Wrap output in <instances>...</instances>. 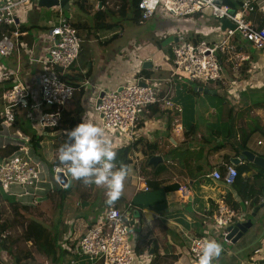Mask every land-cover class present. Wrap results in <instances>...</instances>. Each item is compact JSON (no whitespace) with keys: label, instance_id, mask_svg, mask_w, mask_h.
I'll list each match as a JSON object with an SVG mask.
<instances>
[{"label":"crops","instance_id":"crops-1","mask_svg":"<svg viewBox=\"0 0 264 264\" xmlns=\"http://www.w3.org/2000/svg\"><path fill=\"white\" fill-rule=\"evenodd\" d=\"M228 1L235 4V8L231 9L238 12L245 0ZM130 3L131 1L128 0L127 9L123 16H120L124 17L127 12H131L132 23H135ZM120 5L121 0H87L84 3L73 1L69 2L68 10L63 11L56 7L39 9L37 1H34L30 5L17 8L15 15L18 32L20 28L24 30L23 33L19 32L17 37L9 35L14 48L8 57L0 59V69L11 73L17 72L19 78L31 91L32 98L27 100L29 107L24 110V115L30 128L41 139L38 143V151L34 149L36 154L30 157L38 163L36 165L40 172L44 170V165H51L55 160L52 150L54 135L35 130L32 121L26 118V112L35 111L34 113L38 114V111L47 110L39 102V80L43 75L54 72L44 59L51 47L50 28L61 18L69 20L72 25H81L75 29L82 42H87L90 47L92 70L91 77L82 87L81 122L100 126L99 116L94 111L97 95L101 91H112L120 86L135 83L141 78L150 79L149 85L156 95L165 96L180 108V111H177L161 105H153L139 115L134 128L136 150H133L129 156L132 160L133 156L138 155L139 163L131 164V171L124 182L121 196L113 206L119 211L123 210L124 215L131 217L129 234L133 237L135 246L138 241L145 246L143 253L148 258V264L155 256L160 264H194L189 258L190 240L204 236L208 232L214 233L215 227L208 211L221 194H230L239 209L247 212V219H250V214L255 208L248 209V205L241 200L233 185L223 186L213 180L211 174L214 171L223 174L228 165L248 166L257 173L250 166V164L255 165L246 160H241L237 165L231 162L239 159L245 151L264 159V50L257 51L239 37L231 39L226 51L218 54L223 69L222 80L208 86L202 85L201 88L207 89V93L202 91L196 92L200 94H193L192 89H185V79L171 77L172 47L175 41L172 40L164 46L162 44L169 37L177 39V36H183L191 43L205 41L216 44L222 39L219 33L222 30L221 22L213 18L208 10L182 19H171L158 13L152 20L142 25L138 20L137 24L135 23L138 26H146L150 22L154 25L155 41L153 42L159 47L157 61H154L149 52L156 51L155 48L145 49V44L143 48L134 39L124 41L122 32L101 36L106 31H113L114 25L109 24L107 19L109 16H114L112 12H115ZM78 10L82 14H79ZM34 11L37 12L35 16ZM46 11H49V26L43 27L41 18ZM98 12L103 17L100 18L101 22L97 19ZM247 20L261 27L264 24V15L255 7L247 16ZM98 23H102L105 28L99 31ZM86 35H90V38L88 39ZM170 46L171 48L166 51ZM147 59H150L151 66L144 69L143 65ZM86 71V69L81 71L80 67L76 66V70L70 72L69 69L66 73L84 74ZM143 71H147L149 76L146 77ZM5 87L10 89L11 82L0 86V88ZM197 87L195 86L194 89ZM0 102L4 109L5 102L2 100ZM256 102L261 106H257ZM222 104H226L232 112L228 123H231L228 131L230 135L227 138L223 134H214L216 129L221 130L227 124L219 118L222 116ZM71 108L72 100L67 103L64 110ZM193 124L197 126L196 133H190L188 130ZM24 128L28 129L26 125ZM7 130L11 137L16 136L15 139L21 138L29 143L31 135L29 130L26 131L27 135L13 127ZM105 138L114 151L129 145H126L123 137L115 131H105ZM11 141L15 143L14 140ZM258 141H262V145H257ZM8 143L10 140L3 137L0 140V149L10 145ZM153 144L156 145V149L149 158L145 151L148 152L149 145ZM39 151H43V155ZM153 157H161L162 161L157 160L155 165H149ZM138 176L148 177L147 192L138 189ZM68 178V185L75 183L76 180L70 174ZM88 187L91 206L81 203L75 196L71 198V203H65L59 211V213L65 212L66 224L69 227L63 235L64 241L61 243L64 244L63 248L76 243L78 241H75L76 238H81L95 226L105 210L99 205L102 202L105 204L108 200L106 187L94 184ZM11 188L13 190L6 192L7 196L21 206L34 207L36 201L41 200L34 196L33 192L24 194L19 187ZM182 188H187V197L183 198ZM149 193L158 196L145 198L144 204L137 199L141 194ZM59 216L61 218V214ZM252 222V229L248 230L236 244L222 245L221 256L214 264H249L250 261L264 264V250L260 256L251 257V252L259 244L260 237L262 235L264 237V206ZM255 226H257L255 233L249 235ZM243 239L246 241L241 245ZM67 251L74 254L69 249ZM7 256L0 251V264H13V261H6Z\"/></svg>","mask_w":264,"mask_h":264},{"label":"built area","instance_id":"built-area-1","mask_svg":"<svg viewBox=\"0 0 264 264\" xmlns=\"http://www.w3.org/2000/svg\"><path fill=\"white\" fill-rule=\"evenodd\" d=\"M34 1L38 0H0V28H12L11 36L17 37L19 32L15 11ZM73 1L84 3L87 0H69V2ZM255 7L264 15V0H245L238 12L233 11L222 0H139L137 3L140 25L153 19L158 13L171 19H182L208 10L216 20L220 22L228 20L235 26L234 30L228 28L220 30L222 39L216 44H209L205 41L191 43L185 37L177 36V41L172 47L171 77L175 76L201 85L222 80L223 69L218 54L226 51L231 39L239 37L257 51L264 50V24L258 27L247 20V16L253 12ZM86 37L89 39L90 35ZM49 38L51 47L44 61L54 69V72L43 75L39 80V102L47 110L38 111V114H35V111L26 112V118L32 121V126L37 131H48L59 125L61 110L71 101L75 89L62 83L55 75V69L67 72L73 67L82 42L77 30L65 18H61L51 26ZM13 46L11 37L2 33L0 59L8 57L13 51ZM9 81L11 82L10 89L1 96V100L5 102L0 114L2 130L14 124L16 113L19 110H27L29 107L27 100L32 98L31 91L19 78L17 72L11 73L0 69V86ZM149 81L150 79L141 78L135 83L120 86L112 91H101L96 97L94 111L99 116L100 127L105 131L117 132L124 138L126 145L127 143L133 144L134 128L139 115L149 106L161 105L164 108L180 111V108L165 96L156 95ZM140 83H144L145 86ZM257 145H262V142L258 141ZM17 153L0 163V188L7 191L13 186H18L28 192V189H32L39 179V172L35 162L33 165L27 156L19 157ZM137 156H133L134 164L139 163ZM51 170L53 174L62 173L69 180L67 169L63 165L52 166ZM236 176L237 171L232 165L226 166L223 174L218 171L211 174V178L223 186L234 185ZM147 178V176L137 177L139 190L145 192L149 190L146 184ZM181 192L183 198L188 196L187 188H182ZM246 217L243 210L231 209L221 199L211 215L216 240L220 243H229L227 228L244 222ZM130 220L131 217L121 214L114 206L105 208L95 226L90 228L76 243L68 245L66 249L78 256L88 257L93 262L92 264H148L147 256L137 255L135 244L129 239ZM209 235L208 232L204 236L190 240L189 258L194 264L201 254L203 243L210 239ZM263 250L264 237L252 251V258L260 256ZM249 264L258 263L250 261Z\"/></svg>","mask_w":264,"mask_h":264},{"label":"trees","instance_id":"trees-1","mask_svg":"<svg viewBox=\"0 0 264 264\" xmlns=\"http://www.w3.org/2000/svg\"><path fill=\"white\" fill-rule=\"evenodd\" d=\"M131 1V8L133 10L134 14V21L137 24L139 20V11H137V3L139 0H130ZM224 4L228 5L230 8L234 9L235 4L224 0ZM82 5L81 3H78ZM128 0H121V5L118 9H116L115 12H112L114 16H123V13L127 9ZM129 8V7H128ZM98 22H101L100 18H103L100 15V12H98ZM100 24L97 29H103L105 26L102 23ZM81 25H74V28H79ZM22 28L19 29V32L23 33ZM2 33H6L8 35H11L13 33L12 28L7 27H1L0 28V37ZM91 56H90V47L87 42H82L80 45V52L76 60V64L70 68V72L76 70V66L80 67L81 71L87 70L84 74L81 72H78L77 74L73 73H66L61 72L59 69H55V75L58 77V79L64 83L65 85H68L70 87H73L75 89L72 97V108L68 110H64V108L61 110V119L60 123L56 128H53L51 130L46 131L48 134L54 135V141L52 143V150L55 155V160L50 165V168L52 166H61L59 160H58V149L68 141V132L71 131L77 124L81 123V117L83 114V108L80 105V100L82 96V87L86 80H88L91 77ZM143 74L148 77L149 73L147 71H143ZM198 87H201V84H195ZM197 87V88H198ZM9 90L8 87L0 88V101L1 96L4 92ZM193 94H200L196 93L195 89H192ZM3 102V101H2ZM257 103V102H256ZM256 105V104H254ZM257 106H261L258 105ZM152 107V106H151ZM222 110V116L219 118L224 120L227 124H225V128H222L221 130L218 128L215 130L214 134H223L226 138L229 137L230 133L228 132L230 130L231 123H229V119L231 117V110L228 109L226 104L221 105ZM3 111L2 103L0 102V114ZM226 114V115H224ZM2 119L0 116V131L2 130ZM24 125L27 126L28 129L24 128ZM16 128L21 130L24 134H26V131H30V140L29 144L33 147L36 151H38V143L40 142V138L36 136L35 132L30 128L29 122L25 119L24 110H19V112L16 113V119L14 124L11 126V128ZM193 133H196L197 126L195 124L191 125L188 129ZM27 135V134H26ZM208 142V141H207ZM262 142V141H261ZM156 149V145H149L148 152L145 151V154L147 157L151 158V154ZM20 150L18 146H12L8 145L2 149H0V163H2L7 158L11 157L13 154L17 153ZM133 150H136V142L133 144H129L126 147H122L121 149L117 150V159L116 164L117 167H119L120 163H124L131 166V160L129 158L130 154ZM252 168L257 170V173H254V170H251L250 167L245 166H237L235 167L237 171L236 181L233 185V189L236 190L237 194L241 197V200L244 203H247L248 209L254 208L256 206H259L262 203L263 197H264V170H261L259 168H256L255 166L251 165ZM52 174V171L51 173ZM82 181L76 180L75 183H72L66 187H60L58 189L52 188L50 194L46 197V200H53L56 201V207L58 208V211H61V208L65 205L66 201L70 199L71 197H77L81 203L87 204V206L90 205V194H89V187L88 185H85L84 183H81ZM151 188V187H150ZM0 188V205L7 204L9 208L12 210L15 214H21L23 212L24 214H27L26 218L27 221L25 223V233H24V241L26 243H30L35 251L44 256L45 259L49 260L50 264H92L93 262L85 256H78L76 254H71L67 250H64L61 248V244H59L60 238L66 233L64 227L65 224L61 220L60 216L58 217L57 221H54L53 224L44 225L42 221L35 218L31 211L35 210L36 207L39 205L36 201L34 207L30 206H21L13 198L10 196H7L5 193L1 192ZM55 198V199H54ZM223 199L226 205L234 210H239L237 202H234L231 198L230 194H221L216 202H213V205L211 206V209L208 211V215H212L213 212L217 208L218 202ZM250 201V203H249ZM100 207H104V203L102 202ZM35 208V209H34ZM105 208V207H104ZM121 214H124L123 210L120 211ZM22 216V215H20ZM40 221V222H39ZM10 227V223L7 221H2L0 223V251L6 253L9 258H11V261H13V264H30L27 263L28 260L32 259L30 253L26 252L23 255L20 253L14 254L12 251V245L10 240V236L7 230ZM50 227H53L54 230L49 229ZM59 230L62 232L61 237L59 238ZM14 242V241H12ZM14 244V243H13ZM60 246V247H59ZM145 249V246L141 242H137L136 245V253L141 255L143 254ZM154 252L156 253L155 247ZM22 255V256H21ZM96 264V263H94ZM149 264H160L158 258L155 256L154 259L151 260Z\"/></svg>","mask_w":264,"mask_h":264},{"label":"rangeland","instance_id":"rangeland-1","mask_svg":"<svg viewBox=\"0 0 264 264\" xmlns=\"http://www.w3.org/2000/svg\"><path fill=\"white\" fill-rule=\"evenodd\" d=\"M39 9H43V8H39ZM36 11H34V13H33L34 16L37 13ZM80 12L81 11L78 10V13L82 14ZM48 14H49V11H46L45 15H43L41 18L43 27L49 26V23H48L49 15ZM66 15H67V13H66ZM107 22L109 24L114 25L113 31H111V32L106 31V32L102 33L101 36L104 37L105 34H107L108 36H111V35H114L116 33L122 32V36L124 37V41L134 39V40H136V42L141 44L143 48H144V44H145V49L148 47H149V49L155 48L156 51H152L149 53L152 54L154 61H157V58H158L157 57V50L159 47H158V45H156L155 42H153V41H155V36H154L155 28H154L153 23L150 22L146 26L145 25L144 26H138L135 23H132L131 12H127V15L124 17L109 16L107 19ZM37 23L38 22L36 21V24ZM121 25H122V27L120 28ZM170 48H171V46L167 47L166 51H168ZM195 86L196 85L194 83H190V82H188V80L185 79V89H194ZM207 86H208V84H207ZM3 137H6L8 140H10V143H8V144H10L12 146H18L22 150V152L17 153V155L19 157L27 156L28 160H30L32 162V164L34 165V161L32 159H30V157L35 155L36 151L34 152L33 147L30 146V144L27 141L21 140V138L15 139L16 136L11 137V134L8 132L7 129L0 131V140H2ZM11 140H14L15 143H11L12 142ZM6 146H8V145H6ZM39 153L41 155H43V151H39ZM36 164H38V163H36ZM42 165H44V164H42ZM45 167H47V168H45ZM255 167L259 168L258 166H255ZM43 169L44 170H42L41 172L38 171L39 172V179L35 182V186L32 189H28L29 193L33 192L34 196H36L38 199H41L38 202L39 205L36 207V209L34 208L35 210H32L31 211L32 213H30V214H32L38 220L42 221V223L44 225H49V226L51 224H53L54 221H57L59 214H61V220L65 224L64 229L67 232L69 227L66 224L65 212L59 213L58 208L56 207V204H57L56 201H53L51 199L46 200V197L50 194V192L52 190V184L50 183V180H49V174L51 173V168H50V165H48V166L44 165ZM68 176H69V174H68ZM16 187H18V186H16ZM20 189H22L21 191H23L24 194H26V192H27L26 189H24V188H20ZM11 190H13V188H11ZM11 190L10 189L7 191L1 190V192L5 193L7 195L6 192H9ZM154 196H158V195H156L154 193L141 194L137 199H140L141 203L144 204L145 198H148V197L150 198V197H154ZM71 198H75V197L73 196ZM71 198L66 201V203L68 202L67 204H69V202L71 203ZM119 201H121V200H119ZM67 204H66V206H67ZM22 213L23 212H21V214L20 213L15 214L12 212V210L6 204L0 205V223L2 221L3 222L7 221L8 223H10V227L7 230L8 232H6V233H8L10 236L9 242H11L13 253L14 254L20 253L22 255L26 252L30 253L31 256L33 257V260L30 259L27 261V263H30V264H50L49 260L45 259L44 256L38 254L35 251L34 247L30 243H26L24 241V233H25V226L24 225L27 221V218H26L27 214H24V216H23ZM20 215H22V216H20ZM261 227H262V225H261ZM256 228H257V226H255L253 228L252 232H250L249 235H253L255 233ZM49 229L54 230L53 227H50ZM60 231L61 230H59V232ZM61 234H62V232H60L59 238L61 237ZM208 237L210 239L216 238V234L210 232V235ZM247 237L251 238L252 236H247ZM79 238L80 237L76 238L75 241H77ZM132 238L133 237H131V234H130L129 239L133 240ZM12 241H14V242H12ZM63 241H64V236H62V238H60L59 244H61ZM244 241H246V240H244V239L241 240L240 244L241 245L244 244ZM221 244L223 246L227 245V243H221ZM63 245L61 244V248L66 250V247L63 248ZM251 257H253V256H251ZM6 261L10 262L11 258H9V256H7Z\"/></svg>","mask_w":264,"mask_h":264},{"label":"clouds","instance_id":"clouds-1","mask_svg":"<svg viewBox=\"0 0 264 264\" xmlns=\"http://www.w3.org/2000/svg\"><path fill=\"white\" fill-rule=\"evenodd\" d=\"M67 135L68 141L58 149L60 164L73 179L85 185L105 186L109 204L118 200L131 169L124 163L117 167V152L105 138L104 128L90 122H81ZM222 251L223 247L216 239L205 240L195 264H214Z\"/></svg>","mask_w":264,"mask_h":264},{"label":"water","instance_id":"water-1","mask_svg":"<svg viewBox=\"0 0 264 264\" xmlns=\"http://www.w3.org/2000/svg\"><path fill=\"white\" fill-rule=\"evenodd\" d=\"M38 7L40 8H47V9H51V8H61L63 11H67L69 8V0H61V1H56V0H38ZM233 14V11L231 12ZM222 24V30H225L226 28L228 29H235V26L230 23L228 20H223L221 22ZM172 40H174L175 42L177 41L176 38H171L169 37L165 42H163V46L166 45V43L171 42ZM151 64L150 62L146 61L143 65V68L145 69L146 67H150ZM142 86H145L144 83H140ZM196 92H208L207 89H203V88H196L195 89ZM213 93V92H211ZM159 160L162 161L161 157H153L150 161H149V165H155V162ZM241 160H246L249 163L254 164L255 166H258L259 168L264 170V159L261 157H256L255 155H253L251 152L245 151L242 153V155L239 157V159H235L232 160L231 162H233V165H237L239 164V162ZM49 180L50 183L52 184V187L54 189H58L60 187H66L68 185V181L65 178V176L62 173H56L55 175L49 174ZM108 201V200H107ZM105 202L104 207L108 208L111 207L113 205H115L116 201L109 204L108 202ZM264 206V199H263V203L260 204L259 206H256L251 214H250V219H247L245 222L242 223H236L235 225L229 226L227 228L228 231V236H227V241L229 242V244H236L237 241L239 239H241V237L247 233L248 230H250L253 226V222L252 219L256 218L257 213L259 212V210L261 208H263ZM263 238V235L260 237V239Z\"/></svg>","mask_w":264,"mask_h":264}]
</instances>
